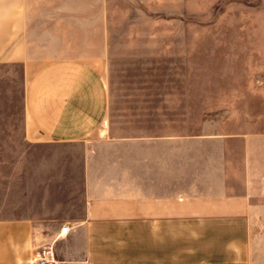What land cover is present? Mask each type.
Here are the masks:
<instances>
[{
	"label": "crops",
	"instance_id": "crops-1",
	"mask_svg": "<svg viewBox=\"0 0 264 264\" xmlns=\"http://www.w3.org/2000/svg\"><path fill=\"white\" fill-rule=\"evenodd\" d=\"M109 4L0 0V153L55 148L15 161L0 264H264V82L233 132L119 135Z\"/></svg>",
	"mask_w": 264,
	"mask_h": 264
},
{
	"label": "rangeland",
	"instance_id": "rangeland-1",
	"mask_svg": "<svg viewBox=\"0 0 264 264\" xmlns=\"http://www.w3.org/2000/svg\"><path fill=\"white\" fill-rule=\"evenodd\" d=\"M108 16L111 124L119 135L233 132L249 124L264 82V0H110ZM4 77L0 70V87ZM48 149L55 148L0 153L1 203L12 198L15 161L41 160Z\"/></svg>",
	"mask_w": 264,
	"mask_h": 264
},
{
	"label": "built area",
	"instance_id": "built-area-1",
	"mask_svg": "<svg viewBox=\"0 0 264 264\" xmlns=\"http://www.w3.org/2000/svg\"><path fill=\"white\" fill-rule=\"evenodd\" d=\"M70 228L69 227H63L60 232L61 237H67L69 234ZM36 262L38 264H48L50 261L47 259V254L43 253L40 257L36 259Z\"/></svg>",
	"mask_w": 264,
	"mask_h": 264
}]
</instances>
